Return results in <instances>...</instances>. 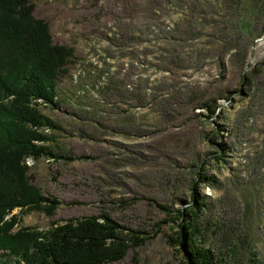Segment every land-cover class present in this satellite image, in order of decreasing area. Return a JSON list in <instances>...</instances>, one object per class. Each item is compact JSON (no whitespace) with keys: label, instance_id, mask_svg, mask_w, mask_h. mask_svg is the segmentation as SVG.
<instances>
[{"label":"rangeland","instance_id":"rangeland-1","mask_svg":"<svg viewBox=\"0 0 264 264\" xmlns=\"http://www.w3.org/2000/svg\"><path fill=\"white\" fill-rule=\"evenodd\" d=\"M30 3L73 55L58 107L40 108L59 127L44 131L57 157L24 159L60 205L19 214V226L45 232L105 213L146 238L110 264H181L164 222L195 187L207 206L198 241L219 264H264V0Z\"/></svg>","mask_w":264,"mask_h":264},{"label":"trees","instance_id":"trees-1","mask_svg":"<svg viewBox=\"0 0 264 264\" xmlns=\"http://www.w3.org/2000/svg\"><path fill=\"white\" fill-rule=\"evenodd\" d=\"M33 9L30 0H0V260L2 264L116 263L146 238L105 213L54 223L45 232L19 226L20 215L40 212L51 217L60 205L32 183L24 159L57 157L45 146L50 137L44 131L59 127L40 108L58 107L56 81L73 55L71 49L52 43L48 24L34 18ZM263 35L264 29L257 38ZM204 109L206 118L218 117L215 104ZM215 131L219 133L218 128ZM223 148L220 144L216 154L220 162ZM198 182L217 183L206 176H199ZM182 204L184 209L166 214L164 223L174 231L167 237L169 246L180 255L181 264H219L214 252L198 241L200 220L207 211L205 197L197 196L193 187L189 201Z\"/></svg>","mask_w":264,"mask_h":264}]
</instances>
